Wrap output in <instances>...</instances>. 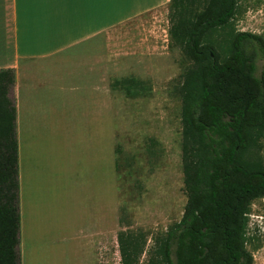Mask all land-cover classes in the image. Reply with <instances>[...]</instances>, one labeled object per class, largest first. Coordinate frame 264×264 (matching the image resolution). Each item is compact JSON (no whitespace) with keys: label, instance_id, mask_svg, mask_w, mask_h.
Returning <instances> with one entry per match:
<instances>
[{"label":"trees","instance_id":"1","mask_svg":"<svg viewBox=\"0 0 264 264\" xmlns=\"http://www.w3.org/2000/svg\"><path fill=\"white\" fill-rule=\"evenodd\" d=\"M241 1L170 2V39L192 64L179 90L187 203L151 249L143 231L121 230L122 264L144 254L147 264H254L248 230L253 203L264 199V36L233 28ZM15 83L14 69L0 70V264H21ZM112 88L130 98L151 89L134 77Z\"/></svg>","mask_w":264,"mask_h":264},{"label":"rangeland","instance_id":"2","mask_svg":"<svg viewBox=\"0 0 264 264\" xmlns=\"http://www.w3.org/2000/svg\"><path fill=\"white\" fill-rule=\"evenodd\" d=\"M168 14L169 8L133 19L105 32L75 55L69 54V59L89 62L85 73L95 80L94 92L86 78L76 73L61 79L67 92L55 88L52 94L37 98L51 108L46 120L51 129L41 136L68 137L74 148L71 155L66 152L65 161L71 162L72 175L84 182L93 172L94 189L104 199L101 264H122L117 239L121 230L143 231L148 250L156 237L184 215L187 195L179 90L184 72L192 64L170 39ZM233 28L264 36V0H242ZM63 62L51 65L50 70L69 69ZM24 67L21 71L28 76L42 68L32 62ZM261 68L262 62L259 73ZM131 77L148 83L147 95L130 98L112 88L116 80ZM73 86L82 89L75 92ZM10 95L16 104L21 99L16 87ZM85 110L89 112L85 114ZM40 154L54 169L64 160L58 145H44ZM261 155L264 160V148ZM248 233L254 264H264V199L252 205ZM147 262L144 254L140 264Z\"/></svg>","mask_w":264,"mask_h":264},{"label":"crops","instance_id":"3","mask_svg":"<svg viewBox=\"0 0 264 264\" xmlns=\"http://www.w3.org/2000/svg\"><path fill=\"white\" fill-rule=\"evenodd\" d=\"M170 2L0 0V70H15V87L21 94L15 103L21 218L17 249L21 264H101L104 199L102 194L98 196V188L94 189L93 172L84 182L72 175V164L65 161L66 152L73 153L70 139H54L53 133V138L41 136L42 131L51 129L46 122L51 108L40 104L37 98L52 94L55 88L67 92L61 79L76 73L86 78L88 88L94 92L95 80L85 73L89 62L69 59V54L75 55L119 25L168 9ZM62 61L70 68L50 70L51 65ZM29 62L42 66L41 72L31 76L22 73ZM81 89L72 87L75 92ZM44 145L61 147L60 158L64 160L58 169L40 157ZM100 148L103 160L102 143Z\"/></svg>","mask_w":264,"mask_h":264}]
</instances>
